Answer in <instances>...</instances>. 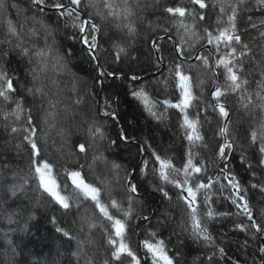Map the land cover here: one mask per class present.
Listing matches in <instances>:
<instances>
[{"label":"snow or ice","instance_id":"1","mask_svg":"<svg viewBox=\"0 0 264 264\" xmlns=\"http://www.w3.org/2000/svg\"><path fill=\"white\" fill-rule=\"evenodd\" d=\"M188 3L191 7H185L183 3L165 5L163 11L171 17L179 18L176 21L178 31L183 29L184 34L195 37L197 43L206 39V44H201V47L207 48V54H201L191 43L185 48V35L181 34V44L173 49L174 56L168 67V75L157 81L165 93L171 90L172 98L166 95L164 99L157 100L144 87L129 89L130 95L139 102L143 110L158 122H163L169 109L178 113L179 128L186 146L180 166H177L173 157L161 155L155 150L145 158L147 149L141 147V159L138 163L131 169L124 168L115 160H110L105 151L118 146V142L128 143V130L122 127L117 132L116 139H110L104 124L93 120L88 123L85 136L71 144V155L78 156L84 163L73 167L61 166L59 170L57 165L44 155L52 130H56L61 139L59 146H56L53 140L54 151L63 152L68 143L64 129L57 128L60 115L58 105L62 102L60 96L63 89L48 73H68V62L73 51H64L62 43L57 47L54 30L59 32L60 22H63L65 29L72 30L65 31L64 36L82 45V51L89 61L94 63L95 82L103 84L104 79H120L121 76H118L115 70H105L103 66L101 53L105 49L101 40L102 35L108 33L102 34V25L111 24V28L118 31L126 29L129 36L134 35L137 31L132 19L135 15L134 8L129 0H120L119 3L117 0H28L26 9L19 8L16 3L11 4V9L17 13L14 20L8 15L9 9L0 4V9H4V14L0 16V104L5 105L0 108V119L10 128V134L21 135L23 143L17 144L16 147H24L29 152V177L24 183L27 184L31 180L32 191L37 194L38 201L51 204L65 214L69 213L73 206L79 209L82 204H88L92 211L91 214L80 216L79 231L84 233V239L77 240V244L81 250L93 245V233L98 229L102 233L107 253L103 264H178L176 257L170 254L167 242L154 228L145 231L144 239L138 242L136 248L131 245V237L139 235L136 231L139 224L134 225L132 222L135 220L150 224L152 220L151 216L137 214L136 211L142 199L140 180H148L149 176L152 178L149 181L151 191L158 193L164 201L171 202L172 196L168 189L175 190V198L183 210L181 230L194 241L203 242L206 247H216L209 224L217 217H228L232 213L218 212L212 207L215 203L212 199L214 186L219 181L209 174L208 160L203 157L197 160L200 154L194 151L196 148L211 152L214 170L218 169L219 173L223 174V179L228 182L227 185H220V195L228 189L230 195L225 199L238 210L237 215H243L251 222H237L234 224L235 230L248 233L254 229L257 234L255 238L264 239V224L254 221V210L247 197V188L229 167L237 158L236 152L239 149L238 160L241 166L252 171L253 176L256 175L255 168L264 171V69L256 80L257 90L249 91L251 82L247 77L252 73L246 72L242 59L249 55L248 45L243 44L242 37L237 34L235 8L232 9L233 14L228 17L226 26H218L215 31L205 27L200 35L194 30L195 22H203L208 18L209 4L207 0H188ZM32 6L39 12L52 10L57 17L56 24L50 27L43 18L38 19L36 14L27 15ZM85 9L89 11L85 13ZM221 12H224L223 8ZM21 15L23 20L19 19ZM187 17H191L192 24L185 23ZM97 18L101 21L100 24L96 22ZM28 21L40 27L31 26ZM219 23L218 21L217 24ZM41 30L44 33L43 46L39 44ZM261 34L264 35V31ZM50 36L53 37L51 42L48 39ZM110 43L116 62L121 61L122 54L128 55L123 42L110 39ZM221 45L227 50L222 51ZM153 47L160 54L157 59L162 61L163 49L155 42ZM212 48H215L214 52ZM14 59L26 64L23 77L9 69L8 65ZM193 59L198 61L199 65L188 64L189 71H185V63ZM196 67H203L210 71L212 76V89L207 102L203 98L204 81L191 75L190 70ZM121 75L133 82L139 79L136 74L129 76L121 72ZM71 76L70 91L76 93L78 78L74 73H71ZM45 80L49 81L51 87L44 83ZM52 88L56 90L53 92ZM197 88L201 89L199 95L196 94ZM229 96H237L240 106L256 121L253 127L244 131L246 145L236 143V137L229 127L231 109L226 103ZM29 98L33 104L38 102L41 109L39 124L32 115V108L27 107ZM197 101L205 112L207 108H211L217 118V126L213 131L214 144L210 143L201 131L203 122L199 108L194 117L190 114V110L197 107ZM73 103L79 105L81 98L77 96ZM158 105L163 106L164 112L157 111ZM25 111L28 112L26 117L23 116ZM98 116L111 121L119 120L117 110L112 107L111 98H105L103 109L98 111ZM22 119V126H13L14 123L19 124ZM208 123L211 125L212 120H208ZM105 141L107 145L104 151L99 150L97 142ZM89 173L92 179H89ZM114 185H118V188ZM250 187L264 193V181L251 183ZM23 192L24 184L11 189L13 197H18V193ZM117 192L122 195L118 196ZM0 199H6V196ZM8 222H12L11 216L8 217ZM51 222L57 225L55 217ZM164 222L162 220L160 223ZM55 230L68 240L75 239L70 231L61 226H56ZM217 251L221 255L224 253L223 248H218ZM258 251L264 257V246L259 247ZM214 255L215 252L208 256L209 264ZM87 264H93V261L88 259Z\"/></svg>","mask_w":264,"mask_h":264},{"label":"trees","instance_id":"2","mask_svg":"<svg viewBox=\"0 0 264 264\" xmlns=\"http://www.w3.org/2000/svg\"><path fill=\"white\" fill-rule=\"evenodd\" d=\"M119 3L120 0H117ZM209 8L207 10V19L203 22L197 20L195 22V31L202 35L203 29L208 27L215 31L217 27H222L221 7L219 0H207ZM16 3L19 8H28V0H0V4H4L9 9L8 15L14 20L17 18L15 10L11 9V4ZM133 6L135 15L132 19L135 22L136 33L132 36L127 34V30L118 31L111 28V24L102 25L101 44L105 49L101 53L103 66L105 70H115L120 79L107 78L103 80V84L96 83V69L94 63L90 62L87 55L82 51V45L75 40H69L64 36L65 31H72L65 29L63 22L59 24V32L54 35L57 40V47L62 43L64 51L71 50L73 55L68 62L69 72L57 75L55 73H48L49 76L56 79L59 87L63 89L61 92V103L58 105L60 115L58 117L57 128H63L65 138L68 143L65 145L63 152H56L53 149V140L56 146L61 143L60 137L56 130H52L48 138V145L45 149L44 155L52 160L57 165V170L61 166L73 167L78 166L79 163H84L76 155H71V144L81 139L86 134L88 123L97 120L104 124L106 133L110 139H116L117 132L123 127L129 132V142H118V146L105 151V155L110 160H115L116 163L121 164L124 168L131 169L141 159V147L147 149L144 157L155 150L161 155L167 154L173 157L177 166H180V159L185 151V142L181 134L178 122V113L169 109L166 113V118L163 122H158L148 115L143 110V107L137 102L129 92L131 88L144 87L152 95L154 99H164L167 95L172 98L171 90L165 93L158 85L157 81L163 80L168 75V67L172 62L174 56V45L181 44L180 35L184 34L183 29H179L176 21L178 17H171L163 11L165 5H179L183 3L185 7H191L188 0H129ZM85 13L89 9L84 10ZM4 14V9H0V16ZM31 16L36 14L37 18H43L45 23L50 27L54 26L57 17L54 13L39 12L35 6H32L31 11L26 13ZM257 14L244 13L237 15V23L248 20H256L254 17ZM23 20V15L19 17ZM220 22L219 25L217 22ZM98 24L101 21L97 18ZM185 23L192 24L191 17L185 19ZM28 24L39 28L38 24L32 25L31 21ZM246 25L243 28L246 29ZM167 29V31H165ZM242 29V28H240ZM2 35V29H0ZM44 33L41 30L39 44L43 46ZM185 35V48L188 44H194L196 49H202L201 44H206V39L196 42L195 37ZM157 46L163 49V59L160 62L163 64V71L154 77V73L160 71V65L152 52L153 42L159 40ZM167 38L171 39L168 40ZM49 42L53 39L49 38ZM110 39H116L123 42L127 47L128 55L121 56V61L114 60V53L111 48ZM254 46L250 55L243 59L246 72H251L248 75L250 80L249 91H256V80L259 79V74L264 69V45L253 44ZM211 47V46H210ZM213 52L214 48L211 49ZM192 51V49H189ZM201 54H207L203 51ZM160 54L158 53V56ZM135 58V59H133ZM188 64L199 65V62L185 63V71H189ZM9 69L15 74L23 77L26 70V64H22L18 59H14ZM191 75L198 76L204 81L203 92L204 100L207 102L210 99L209 92L212 89V76L210 71L203 67L193 68ZM121 72L127 73L129 76L136 74L139 79L130 81L125 79ZM74 73L78 78V88L76 93L70 91L72 76ZM163 74V75H162ZM148 77V78H147ZM221 82L223 80L221 79ZM44 83L49 85V81ZM51 87V85H49ZM56 89L52 88L54 92ZM200 88L196 89V94L199 95ZM81 98V103L76 105L73 101L76 97ZM111 98L112 107L115 108L119 114L118 121L107 120L102 116H98V111L103 109L105 98ZM197 107L190 110V114L194 117L199 108L203 127L201 131L209 139L210 143H215L213 131L217 126V118L211 108L204 111L203 106L199 101L195 102ZM228 107L231 109V122L229 127L232 129L233 136L236 137L237 144H247L244 138V131L253 127L256 121L253 120L252 115L240 106L237 96H229L226 100ZM5 105L0 104V108ZM27 107L32 108V115L37 123H40L42 116L41 109L38 102L33 104L31 98L28 100ZM158 112H164L161 105L157 106ZM28 112L25 111L23 116L26 117ZM207 117V119H204ZM257 121L259 113H256ZM208 120H212L209 125ZM24 124L22 119L19 124L13 126L20 127ZM239 130V131H238ZM147 141V143H143ZM22 137L20 134H10V128L6 127V123L0 119V197L6 196V199H0V264H87V260L91 259L93 264H103L107 258L105 251L102 233L97 229L93 233L95 243L87 246L84 250L79 249L77 240L84 239V233L79 231L80 216L84 214H91L92 209L87 203L82 204L79 209L75 206L67 214L62 210L54 207L51 204H45L43 201H38L37 194L32 191L33 182L28 181L24 183L29 177V152L24 147L17 148V144H22ZM107 145L105 142H97L99 150L104 151ZM200 155L197 160L202 157L208 160L209 174L216 176L219 174L218 169L214 170L211 164V152L205 151L201 148L194 149ZM236 159L231 162L229 167L237 174L241 184L247 188V197L254 210V221L258 224H264V193L257 189L250 187L251 183H260L264 181V171L255 168L256 175L253 176L252 171L246 170L239 164V149L236 152ZM90 159V157H89ZM99 170V169H98ZM85 172L88 170L85 168ZM89 179L92 175L89 173ZM140 180L141 184V204L137 206V214H146L152 217L151 223L143 221H133L132 223L139 224L136 231L138 236L131 237V245L133 248L137 247L140 240L144 239L145 231L155 229L159 236H161L168 244L170 254L176 257L178 264H209L208 256L212 255L211 264H264V257L258 251L262 247L260 239L255 238L256 235L253 230L248 233H243L235 230L234 224L243 222L248 224L243 215H237L238 210L225 199L230 195L228 189H225L224 194L220 195V185H226L225 180L220 177L217 180L218 184L214 186L212 199L215 201L212 207L218 212H231L232 215L228 217H217L210 222L209 229L213 236L216 247H206L203 242L194 241L187 233L181 230V222L184 219L182 207L178 204L175 198V190L169 188L172 196L171 202L164 201L162 197L151 191V180ZM24 184L25 192L18 193V197L11 195V189L14 186ZM118 188V185H114ZM118 196L122 193L117 192ZM11 216L12 222H8V217ZM31 217V218H30ZM55 217L57 225H53L52 218ZM164 223H160L161 221ZM159 225V227H157ZM56 226H61L65 230L70 231L75 239L68 240L63 237L61 233H57ZM85 231H87L85 229ZM184 241V243H180ZM245 242H247L245 244ZM223 248L224 253L221 255L217 249ZM79 253V255H77ZM142 254V253H141Z\"/></svg>","mask_w":264,"mask_h":264},{"label":"rangeland","instance_id":"3","mask_svg":"<svg viewBox=\"0 0 264 264\" xmlns=\"http://www.w3.org/2000/svg\"><path fill=\"white\" fill-rule=\"evenodd\" d=\"M219 3L220 7L224 9V12H221L222 27L226 26L228 17L233 14V8L236 9V19L238 14L245 11L257 14L254 17L256 20L247 19L245 22H242L243 25L247 23L246 29L243 28V25L237 23L236 20L237 34L242 37V43L248 45L249 55L251 49L254 47L252 46L253 44L264 45V35L261 34L264 31V0H219ZM253 25L256 27H253ZM237 47L239 48L240 46L237 45ZM221 49L222 51L227 50L223 45H221Z\"/></svg>","mask_w":264,"mask_h":264},{"label":"bare ground","instance_id":"4","mask_svg":"<svg viewBox=\"0 0 264 264\" xmlns=\"http://www.w3.org/2000/svg\"><path fill=\"white\" fill-rule=\"evenodd\" d=\"M44 13H53V12H44ZM164 37H161V38H159V40H157V41H155V44L157 45L158 44V42L159 41H161L162 39H163ZM168 40H171V39H169V38H167ZM153 45V44H152ZM176 45H174V47H175ZM210 47V46H209ZM156 51V50H155ZM203 51H206L207 52V48H202V49H200V52L202 53ZM152 52H153V50H152ZM156 54L158 55V53L156 52ZM153 55H154V53H153ZM155 57V56H154ZM156 58V57H155ZM157 61H158V63L160 62V60H158L157 59ZM192 60H190L189 62H191ZM193 62H196V61H193ZM161 63V62H160ZM160 63H159V65H160ZM163 69H164V66H163V64L161 63V65H160V71H158V72H162L163 71ZM155 74V73H154ZM148 78V77H147ZM215 177H217V175L215 176ZM220 177H222L223 178V176L219 173L218 174V178H220ZM218 178H216V179H218ZM225 182H226V185H227V181L225 180ZM245 219H246V217H245ZM246 221L248 222V224H250L249 223V221L246 219ZM253 231H254V233H255V230L254 229H252ZM255 235H257L256 233H255Z\"/></svg>","mask_w":264,"mask_h":264},{"label":"water","instance_id":"5","mask_svg":"<svg viewBox=\"0 0 264 264\" xmlns=\"http://www.w3.org/2000/svg\"><path fill=\"white\" fill-rule=\"evenodd\" d=\"M45 12H53V11H52V10H47V11H45ZM152 50H153L154 56H155L156 59H157L158 55L156 54V51H155V48L153 47V45H152ZM193 61H195V60L193 59L191 62H193ZM159 63H160V62H159ZM160 65H161V63H160ZM159 74H160V72H157V73L151 75V77L157 76V75H159ZM220 174L223 176L222 173H220ZM216 178H218V175H217ZM227 183H228V182H227ZM246 219H247V218H246ZM249 223H251V222L249 221ZM260 240H261L262 246H264V239H260Z\"/></svg>","mask_w":264,"mask_h":264}]
</instances>
